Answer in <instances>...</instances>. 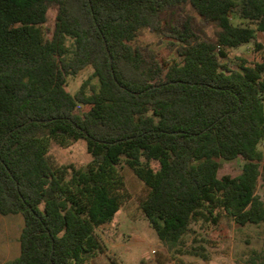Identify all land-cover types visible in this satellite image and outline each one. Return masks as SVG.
Wrapping results in <instances>:
<instances>
[{
	"label": "trees",
	"instance_id": "1",
	"mask_svg": "<svg viewBox=\"0 0 264 264\" xmlns=\"http://www.w3.org/2000/svg\"><path fill=\"white\" fill-rule=\"evenodd\" d=\"M185 5L219 30L209 41L188 23L173 27L180 58L164 68L133 41ZM258 31L264 0H0V214L24 217L19 255L0 264H93L105 251L96 228L132 198L124 164L148 188L139 206L162 241L182 243L192 223L219 228L228 215L240 225L264 221ZM247 44L260 59L232 61L230 51ZM88 67L72 94L68 77ZM79 139L92 155L85 168L49 155L53 142ZM236 158L241 172L221 175L222 160ZM202 250L187 251L207 259Z\"/></svg>",
	"mask_w": 264,
	"mask_h": 264
},
{
	"label": "rangeland",
	"instance_id": "2",
	"mask_svg": "<svg viewBox=\"0 0 264 264\" xmlns=\"http://www.w3.org/2000/svg\"><path fill=\"white\" fill-rule=\"evenodd\" d=\"M58 7L51 4L47 21L43 25L46 38H51L56 25ZM234 22L244 20L233 18ZM188 23L196 37L214 41L219 26L204 20L190 5L165 11L160 19L159 29L144 28L138 32L133 44L146 58L154 57L166 68L174 59H179L180 40L174 36L173 27L182 29ZM260 41L264 33L258 31ZM71 43V40H69ZM230 59H245L248 63L259 60L262 53L255 51L253 44L243 45L230 51ZM88 67L76 76H69L67 89L73 94L81 83L92 74ZM96 82V78H92ZM84 107L83 109H86ZM264 151V143L259 146ZM49 155L59 164L73 163L85 168L92 160L84 139H79L68 147L53 142ZM157 169L158 162L152 161ZM243 158L232 161L222 160L221 175H235L241 172ZM125 181L132 198L124 204L109 223L96 228L105 244V251L91 258L93 264H178L179 259L196 264H264V221L259 224L240 225L232 216L224 217L219 228L209 224L192 223V230L182 243L170 244L162 241L140 209V202L148 188L126 164L122 166ZM256 193L264 201V184L258 179ZM24 225L21 213L0 214V262L12 259L20 253V233ZM203 247L207 259L191 254V247Z\"/></svg>",
	"mask_w": 264,
	"mask_h": 264
}]
</instances>
